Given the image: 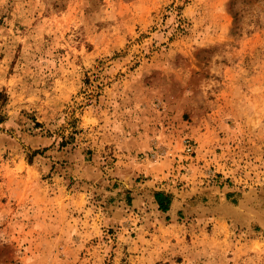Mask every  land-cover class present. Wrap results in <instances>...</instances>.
Segmentation results:
<instances>
[{
    "label": "rangeland",
    "instance_id": "obj_1",
    "mask_svg": "<svg viewBox=\"0 0 264 264\" xmlns=\"http://www.w3.org/2000/svg\"><path fill=\"white\" fill-rule=\"evenodd\" d=\"M0 264H264V0H0Z\"/></svg>",
    "mask_w": 264,
    "mask_h": 264
},
{
    "label": "trees",
    "instance_id": "obj_2",
    "mask_svg": "<svg viewBox=\"0 0 264 264\" xmlns=\"http://www.w3.org/2000/svg\"><path fill=\"white\" fill-rule=\"evenodd\" d=\"M155 197L159 204L160 210L167 211L169 208V203H170L169 196L165 195L164 193L159 192V193H156Z\"/></svg>",
    "mask_w": 264,
    "mask_h": 264
},
{
    "label": "built area",
    "instance_id": "obj_3",
    "mask_svg": "<svg viewBox=\"0 0 264 264\" xmlns=\"http://www.w3.org/2000/svg\"><path fill=\"white\" fill-rule=\"evenodd\" d=\"M185 149L187 152H192L193 151V147L191 145V143L188 140H185Z\"/></svg>",
    "mask_w": 264,
    "mask_h": 264
}]
</instances>
